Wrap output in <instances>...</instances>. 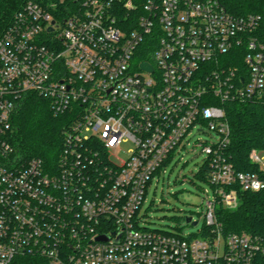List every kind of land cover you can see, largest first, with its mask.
<instances>
[{"label": "built area", "instance_id": "built-area-1", "mask_svg": "<svg viewBox=\"0 0 264 264\" xmlns=\"http://www.w3.org/2000/svg\"><path fill=\"white\" fill-rule=\"evenodd\" d=\"M260 20L222 0H81L64 16L27 2L0 37V264L24 255L46 264H264V234L227 233L218 218L220 205L238 207L240 190L264 191V148L250 153L259 171L237 170L227 154L226 104H264ZM30 94L68 115L54 164L12 141ZM196 127L213 138L197 143L213 189L204 229L141 227L152 180ZM128 142V158H115Z\"/></svg>", "mask_w": 264, "mask_h": 264}, {"label": "trees", "instance_id": "trees-1", "mask_svg": "<svg viewBox=\"0 0 264 264\" xmlns=\"http://www.w3.org/2000/svg\"><path fill=\"white\" fill-rule=\"evenodd\" d=\"M34 1L56 15L64 16L78 8L81 0H0V37L13 23L16 13ZM226 8L235 14L254 13L260 16L259 32L264 36V0H222ZM145 46L142 58H150ZM231 125V143L227 154L240 171H259L250 153L264 148V104L256 102H233L226 104ZM69 121L67 114L55 115L50 102L36 94H30L14 115L12 141L16 149L28 156H39L47 165L57 162L62 151V129ZM209 168L201 167L199 176L209 182ZM237 208L218 207V218L227 233L252 232L264 234V191H239ZM12 264H46L35 255L17 257Z\"/></svg>", "mask_w": 264, "mask_h": 264}, {"label": "rangeland", "instance_id": "rangeland-1", "mask_svg": "<svg viewBox=\"0 0 264 264\" xmlns=\"http://www.w3.org/2000/svg\"><path fill=\"white\" fill-rule=\"evenodd\" d=\"M196 127L182 145L178 146L174 155L164 168L152 180L146 199L140 210V226L147 229L180 233L189 236L199 233L206 224L205 207L207 195L212 197L213 189L209 182L199 176L205 164L206 155L201 152L197 143L200 139L212 141L208 129L199 131ZM131 142L123 143L115 152V158L125 161ZM264 162V149L260 151ZM264 172V164H260ZM192 216V225L186 221Z\"/></svg>", "mask_w": 264, "mask_h": 264}, {"label": "water", "instance_id": "water-1", "mask_svg": "<svg viewBox=\"0 0 264 264\" xmlns=\"http://www.w3.org/2000/svg\"><path fill=\"white\" fill-rule=\"evenodd\" d=\"M141 67L146 69V70H149V71H152L153 68L151 65H149L148 63L144 62L141 64ZM65 129L63 128L62 131H64ZM186 221L188 223H191L192 225H196L198 222L197 221H192V216H187L186 217ZM98 239L100 240H106V237L105 236H99Z\"/></svg>", "mask_w": 264, "mask_h": 264}]
</instances>
